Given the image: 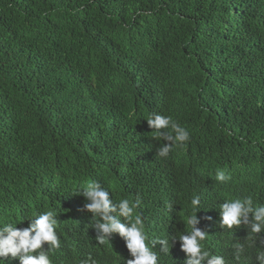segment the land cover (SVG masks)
<instances>
[{
    "label": "trees",
    "instance_id": "obj_1",
    "mask_svg": "<svg viewBox=\"0 0 264 264\" xmlns=\"http://www.w3.org/2000/svg\"><path fill=\"white\" fill-rule=\"evenodd\" d=\"M151 114L188 131L183 148L159 157L171 142L153 139ZM92 181L140 198L146 243L169 240L158 264H185L173 238L194 197L205 249L259 264L264 232L254 247L220 216L229 199L264 204V0H0V218L23 229L55 210L53 264H126L76 194Z\"/></svg>",
    "mask_w": 264,
    "mask_h": 264
},
{
    "label": "clouds",
    "instance_id": "obj_2",
    "mask_svg": "<svg viewBox=\"0 0 264 264\" xmlns=\"http://www.w3.org/2000/svg\"><path fill=\"white\" fill-rule=\"evenodd\" d=\"M147 125L152 129L153 139L166 140L171 143L159 149V157L166 158L174 149L183 148L189 140L188 131L174 121L170 116L151 114L146 119ZM231 177L225 175L223 170L215 174V180L227 183ZM87 203L84 209L91 214L95 222L97 232L96 241L99 245H110L109 237L118 234L125 242V247L131 257L126 264H158L159 253L168 255L170 245L168 238L153 240L151 246L145 231V224L137 209L140 207V198L129 200L127 198L114 201L110 199V192L101 187L95 181L87 182L78 187ZM199 203L198 198L190 200L191 211L185 215L184 223L188 227L187 234H180V250L186 254L185 264H226L224 257L213 255L205 249L204 241L207 236L195 226L198 219L195 215ZM170 207V206H169ZM252 214V220H248ZM56 211L49 209L42 213H33L31 222L27 228L18 229L15 223L0 218V264L6 261L18 259L19 264H53L52 255L61 247L57 235L58 222L55 219ZM121 218L123 222H121ZM249 227L248 241L259 240L258 234L264 232V204H257L252 196L229 199L222 205L220 223L226 229L239 227L241 223ZM256 260L264 264V240H259ZM156 244L161 245L159 252L154 250ZM47 246L46 248L44 246ZM239 252H243V246L238 245ZM82 264H97V261L88 256Z\"/></svg>",
    "mask_w": 264,
    "mask_h": 264
}]
</instances>
